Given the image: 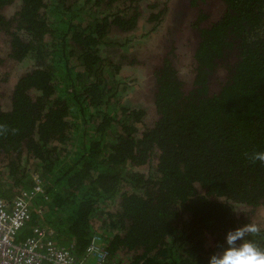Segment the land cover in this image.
<instances>
[{
    "label": "trees",
    "instance_id": "obj_1",
    "mask_svg": "<svg viewBox=\"0 0 264 264\" xmlns=\"http://www.w3.org/2000/svg\"><path fill=\"white\" fill-rule=\"evenodd\" d=\"M168 1L0 0V68L33 63L0 87V197L33 189L34 174L44 189L21 239L42 216L82 257L98 233L115 264H208L228 231L255 223L245 239L264 250V164L249 159L264 152V0ZM178 8L191 21L163 35ZM140 21L158 53L136 97L151 58L123 65L105 50Z\"/></svg>",
    "mask_w": 264,
    "mask_h": 264
},
{
    "label": "built area",
    "instance_id": "obj_2",
    "mask_svg": "<svg viewBox=\"0 0 264 264\" xmlns=\"http://www.w3.org/2000/svg\"><path fill=\"white\" fill-rule=\"evenodd\" d=\"M33 189L23 190L12 199L0 197V264H115L103 244L98 243L100 234H94L85 255L82 257L74 251L72 243L62 245L56 238V229L44 219H37L30 224L31 230L25 238L20 233L31 222V201L36 193H43L41 181L37 174ZM38 213L43 212L41 205L35 206Z\"/></svg>",
    "mask_w": 264,
    "mask_h": 264
},
{
    "label": "rangeland",
    "instance_id": "obj_3",
    "mask_svg": "<svg viewBox=\"0 0 264 264\" xmlns=\"http://www.w3.org/2000/svg\"><path fill=\"white\" fill-rule=\"evenodd\" d=\"M147 1H149L147 3H150L153 1L154 2L157 1L158 3H161V2L165 3L166 1L169 2L168 0H147ZM170 2H172V0ZM169 4H171V3H169ZM142 6L145 7L146 3H142ZM216 6L218 7V5H216ZM11 8H12L11 6L6 8L7 13H9V11H11ZM143 15H145V14H143ZM183 16H184V14L179 15L178 12H175L172 16L170 15V12L166 13V15H165L166 19L163 20V22H162V24H164V28L162 30L163 35H165L167 33L169 26L173 22L178 21V20H182L181 17H183ZM190 17H191L190 14L184 16L183 17L184 21L186 23H188L191 20ZM147 25L151 26L152 23H148V22L142 23L140 21V25H139L137 31L132 30V31H129V33H127V32L124 33V35L128 34L129 36L133 34L135 37L133 38V40L129 41V44H126V46H123V48L118 49V47H107L105 50L106 53L109 54V56H112L113 58L117 59L118 61H123V65L128 64V61L124 60L125 57H129V56L130 57H138L139 56L140 58H143V59H145V58L150 59L151 58V60L148 63V67H145L147 63L143 64V65H139L136 67V68H139L141 70L140 71V70L136 69L139 73V80L141 82H143V85H142L143 90H141L138 86L134 87V92H136V97H138L139 93H143V92L148 91V89H149V78L151 77V74H152L151 71H149L148 69H149V66L152 65V63L154 62L155 57H156V53H158V51H156L157 50V44L155 43L156 39L154 37L146 38V36H140V35H138L139 37H136L137 34H140L142 30H145L147 28ZM187 39H189V37H186V35H185V36H182L181 39H179V41H178V45L181 46L180 47L181 53L179 51V53L181 55L179 61H182L183 57L184 58L186 57L185 51H188L185 48L186 42L188 41ZM188 43H189V41H188ZM6 45H8L7 36L0 33V47L2 48L3 46H6ZM2 49H3L2 51H4V48H2ZM32 64L33 63H31L30 60H26L24 62H14V63L7 61V63L4 64L3 66H1L2 68H0V87L5 88L8 86V84L10 85L11 82L15 81V79L18 75H20L21 73H23L27 69L31 68ZM126 69H128V68L123 69V71L125 72ZM131 69L135 70V66L132 67ZM150 69H152V67ZM188 71H189V67L186 66L184 69V75H185V79L187 78L189 80L191 78V75ZM218 77H221V75H219V74L217 75V78L215 79L216 81L219 80ZM8 93H9V91H8ZM139 102L140 103L142 102V104H144V106L146 107V109L148 111V115H147L148 119L146 121L148 124H151L150 122L153 119V115H154V106L152 105V103L146 102L145 97H142L141 95L139 96ZM260 215H262V213H260Z\"/></svg>",
    "mask_w": 264,
    "mask_h": 264
},
{
    "label": "clouds",
    "instance_id": "obj_4",
    "mask_svg": "<svg viewBox=\"0 0 264 264\" xmlns=\"http://www.w3.org/2000/svg\"><path fill=\"white\" fill-rule=\"evenodd\" d=\"M7 131L5 125L0 124V134ZM15 131V130H13ZM249 159L264 164V152H254ZM260 232V227L255 223H247L235 230L226 233L223 251L213 254L208 264H264V250L260 249L251 240L245 238Z\"/></svg>",
    "mask_w": 264,
    "mask_h": 264
},
{
    "label": "flooded vegetation",
    "instance_id": "obj_5",
    "mask_svg": "<svg viewBox=\"0 0 264 264\" xmlns=\"http://www.w3.org/2000/svg\"><path fill=\"white\" fill-rule=\"evenodd\" d=\"M161 3H163V2H161ZM178 11H180V9H178L176 12H178ZM188 15V14H187ZM182 20L184 21V18H182ZM191 21V20H190ZM189 21V22H190ZM186 23V22H185ZM177 44H178V42H177ZM179 46V45H178ZM177 46V47H178ZM185 48H186V50H190V47H189V44H188V41L186 42V46H185ZM177 51V50H176ZM179 51H180V53H181V49H179L178 51H177V55H180V53H179ZM26 60H29V59H25V60H23V61H19V62H24V61H26ZM155 61V60H154ZM157 63V62H156ZM153 64H154V62L152 63V66H153ZM151 68V67H150ZM151 103H152V101H151ZM117 259V258H116ZM116 259H114L115 260V262H116Z\"/></svg>",
    "mask_w": 264,
    "mask_h": 264
}]
</instances>
